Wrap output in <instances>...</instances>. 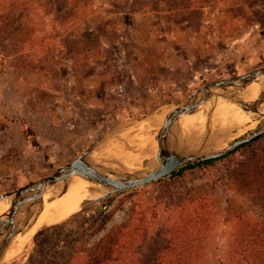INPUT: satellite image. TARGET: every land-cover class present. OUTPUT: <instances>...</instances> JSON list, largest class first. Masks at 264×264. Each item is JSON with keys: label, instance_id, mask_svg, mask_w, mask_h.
<instances>
[{"label": "rangeland", "instance_id": "1", "mask_svg": "<svg viewBox=\"0 0 264 264\" xmlns=\"http://www.w3.org/2000/svg\"><path fill=\"white\" fill-rule=\"evenodd\" d=\"M141 9L154 15L131 27V14ZM259 68L264 0H0V196L50 177L104 135L90 161L135 172L113 157L156 156L155 139L172 106ZM233 117L222 126L211 120L208 132L206 122L191 131L176 125L174 132L187 150L211 153L256 123V116ZM104 152L112 157L91 159ZM155 166L154 159L143 161L140 170ZM262 170L264 137L211 165L85 203L40 229L20 252L11 242L8 254H18L0 264H95L86 259L90 250L135 212L147 224L141 252L150 264L165 243L159 234L166 208L184 199L211 209L204 263L221 264L237 219L264 226L256 185Z\"/></svg>", "mask_w": 264, "mask_h": 264}, {"label": "water", "instance_id": "2", "mask_svg": "<svg viewBox=\"0 0 264 264\" xmlns=\"http://www.w3.org/2000/svg\"><path fill=\"white\" fill-rule=\"evenodd\" d=\"M264 81V68H259L237 77L222 79L203 86L179 104L172 106L166 113L160 130L156 136V166L147 170L114 173L94 165L90 156L95 149L108 136L104 135L89 147L82 155L57 170L50 177L42 178L9 195L0 196V201L10 198L8 211L0 216V263L4 252L8 249L10 241L20 232H23L32 222L34 223L42 210V199L47 190L58 183H64L73 176H79L89 182L97 184L106 191L99 197L86 203L94 204L110 195L147 185L163 179L185 167L191 162H203L210 159L222 158L239 147L253 141L264 134V114L259 113L260 106L264 103V89L258 97L249 103L241 100L238 95L253 81ZM223 99L244 113L257 114V125L242 137L236 139L226 147L207 154L201 151H190L180 146V135L174 132V127L179 126L178 121L182 116L192 115L196 109L206 103ZM212 110L206 116V131L211 122ZM208 139V134L206 140ZM206 144V142L204 143ZM66 193L64 185L60 195Z\"/></svg>", "mask_w": 264, "mask_h": 264}, {"label": "trees", "instance_id": "3", "mask_svg": "<svg viewBox=\"0 0 264 264\" xmlns=\"http://www.w3.org/2000/svg\"><path fill=\"white\" fill-rule=\"evenodd\" d=\"M263 137L264 134L230 154ZM228 155L203 162H191L169 177L180 175L187 169L211 165ZM250 184L254 185L252 181ZM256 185L261 186V199L264 201V170L256 179ZM202 202L184 199L168 205L162 217L163 232L159 234L165 243L158 249L159 256L150 264H205L204 252L214 216L211 209ZM146 225L143 214L135 212L125 225L115 229L90 250L86 259L89 261L93 258L95 264H148L141 252ZM80 260L79 263L84 264V259ZM221 264H264V226L252 217L237 219L231 232L228 252Z\"/></svg>", "mask_w": 264, "mask_h": 264}, {"label": "bare ground", "instance_id": "4", "mask_svg": "<svg viewBox=\"0 0 264 264\" xmlns=\"http://www.w3.org/2000/svg\"><path fill=\"white\" fill-rule=\"evenodd\" d=\"M263 89H264V81H262L261 79H257L255 81L251 82L238 95V97L241 100H243L244 102L249 103V102L254 101L258 97L260 92H262ZM226 105H230L231 110L230 111L227 110V113L219 115L218 113H219L221 107L226 106ZM210 110L213 111L212 115H211V120L220 122L221 126H222V123L226 119L231 118L233 116L239 115V117L240 116L243 117V118H241V120L251 118V117L254 118V116H256V121H255L256 123L252 122L250 125H248V129H253L257 125L258 119H259V116L257 114L244 113L237 106H235V105H233V104H231V103H229L223 99H217L214 102L211 101L210 103H206L204 105L199 106L192 115L182 116L180 118V120L178 121V124L182 129H184V130L188 129L189 131L195 130L198 127H202L204 125L205 120H206L205 118H206V116ZM259 113L264 114V103L260 106ZM239 117H237V118H239ZM237 121L240 123V119H238ZM153 124H154L153 126L152 125H149V126H150V128L152 127L154 129L156 127V122L154 121ZM231 126H233V125H231ZM243 127H245V126H243ZM243 127H239V128H243ZM181 128H179V129H181ZM132 130H134V129H132ZM127 131L128 130H126V132ZM180 146L182 148H184V146H186L185 142L183 140L182 141L180 140ZM187 146H189V145H187ZM211 147H213V146L211 145ZM116 150H117V148H116ZM152 154L153 153L149 152V153H145L142 156L134 155V158H133L131 155H128L125 153V154L121 155L120 157H113V158L117 159L120 163H122L126 167L131 166L132 171H136V170H140V167H142L143 161L147 162V161H150L151 159H154V160L156 159V156H152ZM101 156L102 157H104V156L112 157L108 153L104 152V153H101L99 155H95L91 159H100ZM115 162H116V160H115ZM119 165L120 164H118V166ZM148 166H149V164H148ZM64 185L66 186V193L61 196L59 193L62 190ZM105 191L106 190L104 188H102L101 186L94 184L92 182H89V181H87V180H85L79 176H73V177L69 178L68 180H66L64 183L60 182V183L56 184L54 187L50 188L49 190H47L45 192L43 199H42V203H43L42 210L39 213L36 221L34 223L32 222V224H30L23 232H20L15 237H13L10 241V244H11V242H14L15 245H17V243H19L20 244L19 252H20L23 245L25 244V242H27L32 236H34L40 229H42L44 227L56 225L60 220H62V221L66 220V218L69 215H71L75 210L79 209L80 207H83V205L86 202L91 201V200L99 197ZM10 200H11L10 198H6V199L0 201V216L4 215L8 211V209L10 207ZM10 244H9V246H10ZM12 253H14V252H12ZM17 254L18 253H15V254L9 253L8 254V249H7L4 252V255L2 257V261H8L9 258H13Z\"/></svg>", "mask_w": 264, "mask_h": 264}, {"label": "crops", "instance_id": "5", "mask_svg": "<svg viewBox=\"0 0 264 264\" xmlns=\"http://www.w3.org/2000/svg\"><path fill=\"white\" fill-rule=\"evenodd\" d=\"M147 7L145 6L144 9H146ZM154 15V12H151V11H147V10H138V12H134L131 14V16H133L132 18V26L131 27H136L138 26V23L143 19V18H149V17H152ZM169 41H166V43H169L170 42V37H169V32L168 34L165 35ZM164 55H167V54H164Z\"/></svg>", "mask_w": 264, "mask_h": 264}]
</instances>
